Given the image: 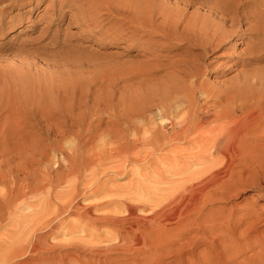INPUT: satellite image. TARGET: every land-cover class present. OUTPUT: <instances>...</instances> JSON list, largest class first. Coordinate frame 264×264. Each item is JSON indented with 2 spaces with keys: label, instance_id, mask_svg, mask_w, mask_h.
Returning a JSON list of instances; mask_svg holds the SVG:
<instances>
[{
  "label": "bare ground",
  "instance_id": "obj_1",
  "mask_svg": "<svg viewBox=\"0 0 264 264\" xmlns=\"http://www.w3.org/2000/svg\"><path fill=\"white\" fill-rule=\"evenodd\" d=\"M86 1L91 5L92 2L90 3L89 0ZM97 1L101 2L102 0ZM175 1V5L178 6V11H175L179 12V15L175 16H179V19L177 18L173 25L169 27L166 36H169V33H171L173 36H170L171 38L169 39V42L177 47L188 45L190 53L187 56V60L173 62V66L179 68V70L176 69L177 71L172 75L173 77L175 75L172 79V81H174V87H170L173 90L168 92L165 91L166 93L163 94L161 98L159 97L160 99L158 98L159 100L157 101L148 100V102L143 103V105L140 104L141 107L133 108L132 110L130 109V112L126 111L122 114L123 117L125 116L128 120L124 125H119L117 123V116L114 117L112 127L119 129L123 126L125 129L123 135L122 132H113V135L111 136L110 133L112 132H110V130L109 134L102 133L99 137L102 138V143L107 140V142L111 143V146L117 144L118 146L116 147L118 148L110 150V148L104 143L105 145H102L103 147L101 150L98 151L93 158L91 157V169L93 174L91 169L90 174H92V176H99L100 173L108 170H112L118 174H125L127 173V171H125L127 170L126 167L128 168L129 165L124 166V163L129 162L133 155L135 157L142 156L141 151L144 150L145 153L143 155L147 159L151 158L150 156L153 155L151 153L156 150H160L159 152H161L170 149L180 153L183 152L180 158L174 157V161L180 162L182 166H174L173 168L177 171L176 173L171 174L174 176L173 179L171 178V180L168 178L169 181L166 182L158 179L159 181L149 184L148 179L140 177L137 184H134L132 188L125 189L123 195H121L123 197L122 200L120 199L121 196H117V194L114 193L115 196L119 197V200H121L119 201L120 206L117 210L115 208L117 205L114 207L116 213L110 210L109 212H107L108 210L105 211L108 216H95L92 212L88 211L87 208H84L86 213L82 211L78 212L80 210L75 208V200L73 201L76 195L74 198L72 196L74 191L77 190V186H72L73 191H70V195H66V192L68 193L70 188L68 189L69 186L65 185L66 182L64 177L59 178L58 176L55 178L52 175L55 178V185H52L54 179L51 180V174H43L44 170L42 169L43 172L39 173L42 176L41 178L38 176V169H34L32 170L33 177L31 176L32 183L27 180V184L25 183L18 187H13L16 186L13 184V182H16L14 174L12 175V172H6L8 174H4V172L0 171V182L12 184L8 186L4 192L1 191L0 188V227L6 228L5 233L0 237V264H30L31 262L29 261L32 260L31 256L36 254V251H39L40 249L43 250L42 248H46V245H51L50 242L52 240H50V242L49 240H45L43 242L45 243L44 246L41 243L42 237L38 235V232L42 229H49L54 225L60 224L57 222L60 215L62 213L70 215L72 211H75L83 219H89L92 222H104L105 224H109L110 226L113 225L115 227L125 224L134 225L125 228L120 226L121 229L115 228L118 230H115V234L113 233L112 237L108 240H94L95 238L97 239V237L91 238L93 236L90 238H80L75 235L73 238L71 235V237L74 240L77 238L75 241L78 242L72 243V246H82L93 252H100V254L103 252L104 255L106 253H115L117 251H122L124 253L129 252L131 254L135 253L137 255L140 254L143 257L141 256L142 258L138 264H235L239 258L246 256L247 250L248 252L249 250H255L253 246L255 244H253V242L251 243V241L248 242V236L254 235L261 244L264 243V238L262 237L259 228V225L264 221L261 219L262 214H258V212H255L254 210L248 211L246 219L243 222L244 225L247 226L245 231L241 233L237 229L229 228L230 226L228 222L230 221V216H223L220 213L216 214L215 212H212L210 208L213 205L225 203L226 201H223L230 200L231 197L240 196L242 191L247 192L250 190L249 188L264 192V67L261 68L264 64L262 66L260 65V63L264 62V0ZM136 2L133 4L136 5ZM140 3L142 4V2ZM92 6L90 7L92 8ZM146 6H148V4H146ZM146 6H144V8ZM148 7H150V4ZM141 8L142 7H140V9ZM193 8H196V10L191 12L192 14L189 16V11ZM113 10H115V8L112 9V11ZM85 19L86 18H84V20ZM122 21L125 20L123 19ZM130 23L132 24V22ZM180 28L181 31H179ZM239 39H241V44L246 45V48L244 49V55H246V58H244L243 61L245 67L260 65V68L256 69V66H252L253 70L252 68L248 71L246 70V72L237 79L238 81L235 84L233 83L230 87L226 88L217 87V90H214L213 86H207L204 82H200L199 79L202 78L204 73L201 72L200 67L205 65L209 56L223 48L232 49L233 47H236L237 45L235 43ZM244 39L246 41H244ZM48 97L50 96L48 95ZM34 102L36 103V101ZM34 102L32 101V103ZM224 102L227 104H224ZM20 105L22 104L20 103ZM135 106L136 105L134 104V107ZM123 109L122 111H124ZM153 111L158 113L157 116L150 115L151 113L153 114ZM128 113L130 115L127 116ZM65 114L67 113L65 112ZM61 115L63 114L61 113ZM122 115L120 116L122 117ZM24 116L27 115L25 114ZM24 116L22 117L23 119ZM28 120L29 119L27 118L26 122ZM15 123L18 124L16 120ZM19 123L22 124L20 121ZM4 124L7 126L9 125V123L7 124L6 122ZM6 125L5 127H7ZM1 126L2 128L0 129H3V125ZM66 126L67 125L65 124V127ZM73 126L76 127V125ZM9 127L11 128V125ZM10 128H8L9 131H11ZM98 129H100V126ZM4 130L6 131V129ZM56 130L59 131L61 129L56 128ZM3 132L1 131L0 133L2 134ZM129 132L132 133V139L129 137ZM61 133H63V131ZM58 134H60V132ZM64 135L61 136L64 137ZM3 137V139L8 137V141L7 139L6 141L2 140V137L0 138V140L7 143L13 138L9 137V133L7 134L6 132ZM63 137L60 139H63ZM113 138H116V140L113 141ZM3 142L0 143L3 144ZM17 143L14 140V143L12 141L8 144H11L10 147H14V144ZM64 143L63 145H65ZM130 145L131 148H140L141 150L139 149V152L135 153L136 155L132 153V155L129 154L131 156L130 158H128V156L127 158L124 157V161H113L115 156L111 155L116 152L115 150H120V152L117 153H121L122 151L128 154V147ZM180 145H190V147L180 148ZM16 146H19V144ZM10 147L8 146L6 150L2 148L4 152H2V150L1 152L3 154L5 153L4 156L9 154L7 151H13ZM96 150L98 149L96 148ZM12 151L10 152L13 153ZM14 151L17 150L14 149ZM1 152L0 154H2ZM177 152L175 153L178 154ZM63 155L65 154H63L62 150V156ZM10 157L11 155L9 154V158ZM2 158L0 161L3 160V162L0 163H3L4 165L5 162ZM32 159L34 160V156ZM37 159L38 158L35 160ZM9 160L10 159H8V161ZM65 161L64 163H66ZM22 162V164L19 163L20 167L24 164V161ZM53 162L54 161L51 163ZM16 164L17 163H15L14 166H16ZM53 165H55V163H53ZM14 166L11 168L14 169ZM8 168L10 169V165ZM173 168L170 170L174 171ZM51 170L52 169H50V172ZM61 171H64V169ZM86 174L88 175V173ZM55 175L57 176L56 173ZM156 180L157 179L154 181ZM91 181H93V179ZM98 183L99 182H97V184ZM35 184L39 185V187L36 188ZM78 184L80 183L78 182ZM85 187L80 188L83 190L89 188L88 186L87 188ZM47 188L52 189L53 192H59L58 195H55L54 198H52V192H50L49 189L48 193L44 191L41 193L43 194V197L41 195L37 201L33 200L38 197V195L36 196V193L41 189ZM104 192L109 193V190L104 188ZM112 194L113 193H111V195ZM112 197L114 196H111V198ZM117 197L114 198L117 199ZM22 198H24L23 203L21 201L18 202V200ZM105 202L106 200L104 201V204H100L99 207L106 206ZM63 214L62 216H64ZM62 216L61 218H63ZM7 226L11 228H7ZM224 227L228 228V230H224ZM85 231L82 229L81 232H79L81 234L86 233ZM72 232L74 233V231ZM65 238L66 235L64 236V239ZM68 238L70 239V236H68ZM79 238L80 241L78 240ZM72 239L68 240L69 243ZM65 240L64 242L62 240L64 244L61 242L53 243L55 240L52 243H59L64 246L67 242V240ZM66 245H68V242ZM45 248L44 250L47 249L48 251L50 247ZM200 248H202V250L199 251ZM51 249H53V247ZM263 251L258 253L259 256L257 255L260 257L259 259L262 260L264 259ZM248 258L249 257H247V259ZM252 258L253 257L249 258V264L253 261ZM255 259L256 258H254V260ZM167 260H169V262H167ZM262 260H256L254 262L258 263L253 262L252 264H259ZM260 264H264V261L260 262Z\"/></svg>",
  "mask_w": 264,
  "mask_h": 264
},
{
  "label": "rangeland",
  "instance_id": "obj_2",
  "mask_svg": "<svg viewBox=\"0 0 264 264\" xmlns=\"http://www.w3.org/2000/svg\"><path fill=\"white\" fill-rule=\"evenodd\" d=\"M105 1L102 0L100 2L96 0L95 3V0H89L90 3L92 2L91 5L88 4L86 0L0 1V124L4 127L3 129H0V132L4 131L2 134L0 133V138L2 137V140L6 141L8 137L3 139L4 133L6 132L7 134L9 133V137H13L11 139L13 143L15 140V142H18L17 144H19V146L14 144V148L10 147L11 144H8L12 142L10 139L11 142L9 141L7 143L4 141L5 144L0 140L1 143L3 142V144L0 143L2 145H0V152L2 148L6 150L8 146L13 149V151L10 150L13 153L7 151V153L9 152L11 155L10 158L9 154H6L5 156L7 157H5V153H2L4 150H2L1 153L3 155L0 154V160L3 156L2 159H4L6 165L0 163L3 165H0V169H2L0 171L4 172V174L6 172H12V175L14 174L16 182H13V184L16 186L13 187H18L22 184H27L28 182L32 183L31 176L33 177L32 170L34 169H38V176L41 178L42 176L39 173H42L43 170V174H51V180L54 179L52 185H55L56 177H64L65 182L67 183H65V185L69 186L68 189L70 188L69 192H66V195H70L73 191L72 188L77 186V190L74 191L75 194L73 193L72 195L73 198L76 195L73 201L75 200V208L80 210L77 211L85 212L84 208H87V210L92 212L95 216H108L105 213L107 210V212L110 210L116 213L117 208L119 209L120 206L119 201L123 198L121 195H123L125 189L132 188L134 184H137L140 177L148 179L149 184H153L159 180L166 182L171 178L173 179L174 176L171 174L176 173L177 171L173 167L182 166L180 162L174 161V157L180 158L183 152L180 153L170 149L161 152H159L160 150H156L151 153L153 154L150 156L151 158L148 157L149 159H147L143 155L145 153L144 150L141 151L142 156L135 157L133 155L131 157L129 154H135L136 152H139L138 150L140 149L131 148V145L128 147V154L122 151V154L117 153L120 152V150L117 149L115 150L116 152L114 151L115 153L111 155L115 156L113 161L119 160L118 162L124 161L127 156L128 158L131 157L129 162L124 163V166L129 165L128 168L126 167L127 170L125 171H127V173L125 174H118L112 170H108L100 173L99 176H92L93 171L91 169V159L105 144L110 150L118 148L116 147L118 146L117 144L111 146V143L107 142V140L104 142L105 144L102 143V138L99 137L102 133L109 134L110 132H112L110 133L111 136L113 135V132H122L123 135V131L125 130L123 126L119 129L112 127L115 116H117V123L119 125H124L128 122L127 118L122 115L126 111L141 107V105L148 102V100L157 101L166 93L165 91L168 92L173 90L170 87H174V81H172V79L175 75L174 77L172 75L175 71L179 70V68L173 66V62L187 60V56L190 53L188 45L177 47L169 42V39L171 38L170 36L173 35L169 33V36H166L169 27L173 25L177 18L179 19V16H175L179 15V12L175 11L178 9V6L175 5V0H146L147 2L145 0H136L137 2L135 0ZM134 2H136V5L133 4ZM140 2H142V4ZM146 4H148V6L150 4V7L146 6ZM90 6H92V8ZM144 6L146 7L144 8ZM140 7L142 8L140 9ZM114 8L115 10L112 11ZM195 10L196 8L191 9L189 11V16H191V12H194ZM84 18L86 19L84 20ZM123 19L125 21H122ZM130 22H132L134 26ZM181 28L179 31H181ZM244 41L246 40L244 39ZM235 44L237 46L232 49L223 48L209 56L205 65L200 67L201 72H204L202 78L199 79L200 82H204L207 86H213L214 90H217V87H230L233 83L235 84L238 81L237 79H239L246 70H250L252 66H256V69H258L260 68V65L262 66L264 64L263 62L260 63L259 66L251 65L245 67L243 61L244 58H246V55H244L246 45L241 44V39L237 40ZM263 67L264 65L261 68ZM48 95L50 97H48ZM198 96L201 97L200 95ZM32 101H36V103H32ZM226 102H224V104ZM134 104L136 105L135 107ZM122 109L124 111H122ZM65 112L67 114H65ZM61 113L63 115H61ZM25 114L27 116H24ZM157 114L156 111H153V114L151 113L150 115L157 116ZM120 115H122V117ZM128 115L130 114L128 113L127 116ZM23 116L25 120L22 118ZM56 116L59 117L57 118ZM27 118L29 120L26 122ZM15 120L19 126L15 123ZM19 121L22 122L23 125L19 123ZM5 122L7 124L9 123V125L7 126L4 124ZM65 124L67 125L66 127ZM1 125L0 128H2ZM5 125L8 128H10L9 126L11 125V131H9ZM73 125H76V127ZM99 126L100 129H98ZM56 128L63 129V133H61V130L57 131ZM4 129H6V131ZM57 132H60V134ZM61 135H64V137ZM62 137L63 139H60ZM129 137L131 139L133 138L131 132H129ZM112 140L114 141L116 138H113ZM62 142L65 145H63ZM61 145L65 147L63 148ZM179 147L189 148L190 145H180ZM96 148L98 150H96ZM14 149L17 151H14ZM62 150L63 154H65L63 156ZM32 155L34 156V160L32 159ZM36 158H38V161L35 160ZM8 159H10V162ZM63 160H66V163H64ZM22 161H24V164L20 167L19 163L22 164ZM52 161H54L53 163H55L56 166L51 163ZM0 162H3V160ZM15 163H17L16 166H14ZM9 165L10 169L8 168ZM12 166L15 168H11ZM171 167L174 171L170 170L172 169ZM62 168L64 171H61L63 170ZM50 169H52L51 172ZM90 169L92 174H90ZM86 173H88V175ZM92 179L93 181H91ZM155 179L157 180L154 181ZM68 182L71 185H69ZM78 182L80 184H78ZM97 182L99 183L97 184ZM36 184L35 186L38 188L39 185ZM10 185L12 184L0 182L1 191L4 192ZM87 186L89 188L84 189L86 191L80 188H87ZM125 186L128 187L126 188ZM102 187L108 189L110 194L104 192V188ZM47 189H41L36 193V196L38 195V197L33 200L37 201L41 195L43 197V194L41 193L43 191L48 193L50 188ZM249 189L250 190L247 192L242 191L240 196L231 197V201L224 200L223 202L226 201L225 203H219L210 207L212 212H215L216 214L220 213L223 216H230V221L228 222L230 226L229 228L237 229L241 233L245 231L247 226L244 225L243 222L246 219L248 211L254 210L255 212H258V214H262L261 219L264 220V192H259L251 188ZM50 192H52V198L59 193L53 192L52 189H50ZM111 193L113 194L111 195ZM114 193H116L117 196H121V200H119V197L115 196ZM111 196L117 197V199L114 197L111 198ZM23 200L24 198L19 199L18 202L21 201L23 203ZM105 200L106 206L99 207L100 204H104ZM62 214L57 221L60 224L54 225L49 229L46 228V231L44 229L40 230L38 235L42 237L41 243L44 246L45 243L43 242L45 240H49V242L52 240L50 242L52 245L55 242L63 243L66 238L68 245H66L67 242L65 243L66 248L65 245L63 246L61 244V246L59 243L53 244L52 246L46 245V248L50 247L49 250L47 251L44 247L46 250L42 248L43 250L40 249L39 251H36V254L31 256L32 260L29 261L31 262L30 264H138L143 257L140 254L137 255L133 252V254L129 252L124 253L122 251H117L115 253L110 252L105 255L103 252L100 254V252L94 251L96 254L98 253L96 255L92 250L90 251L85 247L72 246V243H78L75 241L77 238H75V240L72 239L75 235L80 238H90L91 236H93L91 238L97 237V239L95 238L94 240L98 241L108 240L112 237L115 230L121 229L120 226L125 228L134 225L125 224L115 227L113 225L110 226L109 224H105L104 222H92L89 219H83L75 211H72L70 215L64 213V216H62ZM61 216L63 218H61ZM7 228L11 227L7 226ZM259 228L261 230V235L264 238V221L259 225ZM5 229V227H0V237L5 233ZM82 229L84 231L87 229L85 232L88 234H80ZM225 229L228 230V228L224 227V230ZM66 230L69 231L67 232ZM72 231H74V233ZM65 235L66 238L64 239ZM67 235L72 239L70 243L68 241L70 239ZM107 236L110 237L108 238ZM80 238L78 239L79 241ZM247 240L248 242L251 241V243L253 242V244H255L253 245L255 250H249V252L247 250L246 256L239 258L235 264H249L250 257H253V261L251 260L252 262L250 264L256 260H262L259 259L260 257H258V253L264 250V243L261 244L254 235L248 236ZM69 245L72 247L70 248ZM52 247L53 249H51ZM202 248H200L199 251L202 250ZM247 257L249 258L247 259ZM254 258L256 259L254 260ZM263 261L264 259L260 262ZM167 262H169V260H167Z\"/></svg>",
  "mask_w": 264,
  "mask_h": 264
}]
</instances>
